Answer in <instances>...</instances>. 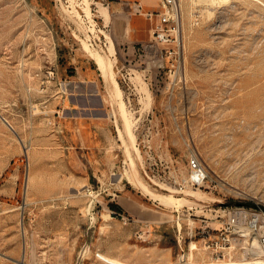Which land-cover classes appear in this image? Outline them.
<instances>
[{"label": "rangeland", "instance_id": "374dc122", "mask_svg": "<svg viewBox=\"0 0 264 264\" xmlns=\"http://www.w3.org/2000/svg\"><path fill=\"white\" fill-rule=\"evenodd\" d=\"M219 1L180 0V50L152 61L142 15L0 0V264L264 259L223 239L229 207L264 208V0Z\"/></svg>", "mask_w": 264, "mask_h": 264}, {"label": "built area", "instance_id": "2783aa9c", "mask_svg": "<svg viewBox=\"0 0 264 264\" xmlns=\"http://www.w3.org/2000/svg\"><path fill=\"white\" fill-rule=\"evenodd\" d=\"M94 4L96 3L94 2ZM100 4L108 8L110 6L109 0H101ZM125 4L132 14L142 15L152 21V39L147 46L149 48L147 53L151 55L150 59L152 61L154 59L157 61L173 59L180 50L182 24L180 0H160L157 11L146 10L140 1H126ZM96 11L98 12V10ZM154 17H157L155 23H153ZM159 45H164V48H159ZM188 169L187 184L197 188L204 187L209 179L208 171L198 156L193 155L189 159ZM225 214L227 221L223 239L228 242L232 237L235 242H241L246 246L251 243V247H255L264 257V208L259 204L255 207L239 204L229 207ZM184 258L182 261L186 262Z\"/></svg>", "mask_w": 264, "mask_h": 264}, {"label": "bare ground", "instance_id": "6f19581e", "mask_svg": "<svg viewBox=\"0 0 264 264\" xmlns=\"http://www.w3.org/2000/svg\"><path fill=\"white\" fill-rule=\"evenodd\" d=\"M88 0H86L87 2ZM211 1H216V0H211ZM219 1V0H218ZM220 2V1H219ZM218 2V3H219ZM222 2V1H221ZM86 9H87V12L89 15H91V12H90V7H89V4L87 3V6H86ZM101 12L102 13V16H105L106 18H108L110 15L108 13V11L106 10V8L104 9V7L102 8L101 7ZM92 19V18H91ZM97 53V52H96ZM116 53V49H115V46H114V43L111 41V46H110V55L111 56H114ZM99 56V55H98ZM101 58V57H100ZM110 60V59H109ZM114 61V60H113ZM100 62V66L103 68V69H106L105 67V63L102 59L99 60ZM111 62V61H110ZM105 71V70H104ZM107 72V70H106ZM115 90H116V96L118 98V104H119V107H120V111H121V114L124 116L125 118V126H126V131H127V135L128 137L130 138L131 141H133V143L135 142V134L133 132V128H132V121L130 120L129 118V114H128V110H127V106H126V103L124 101V97H123V91L121 90L120 86L118 84H116V87H115ZM135 169V168H134ZM143 185V184H142ZM144 186V185H143ZM145 189H147L145 186H144ZM172 193L174 191H171ZM176 193V192H174ZM239 193V192H237ZM189 196H192V197H198V198H203L201 193H199L198 191H190V193H188ZM160 196V195H159ZM161 197V196H160ZM161 200L166 203V204H170V205H175L177 207H180L182 206V204L184 203H187V199H184V198H181V197H176L174 195H169V196H162ZM192 201V200H191ZM198 202V201H197ZM108 218V217H107ZM101 260H103V262H106L108 264H135V263H127V262H123L117 258H114V257H111V256H108L106 254H99L98 256ZM262 257V256H261ZM253 260V259H252ZM146 264H174V263H146ZM176 264H264V259H256L254 261H243V262H235V261H229V262H226V261H209V262H178Z\"/></svg>", "mask_w": 264, "mask_h": 264}, {"label": "crops", "instance_id": "0c3cea01", "mask_svg": "<svg viewBox=\"0 0 264 264\" xmlns=\"http://www.w3.org/2000/svg\"><path fill=\"white\" fill-rule=\"evenodd\" d=\"M126 1H141V3L144 5L145 9H146V6H149V9H146V10H154L155 8H152L150 5H147L143 0H109L110 6L108 9L112 10V12H115V13H120L121 11L127 12L129 15V18L132 20V22L129 25L130 30L134 33H137L139 31L140 27L135 26V19L139 20V16H136L130 12V10L127 8V6L125 4ZM143 21H146V20L143 19ZM116 24H117V26H116L117 28L120 27V25L118 23H116Z\"/></svg>", "mask_w": 264, "mask_h": 264}]
</instances>
